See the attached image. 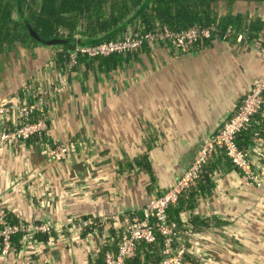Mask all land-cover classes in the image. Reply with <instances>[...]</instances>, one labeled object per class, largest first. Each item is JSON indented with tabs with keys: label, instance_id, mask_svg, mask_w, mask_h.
I'll list each match as a JSON object with an SVG mask.
<instances>
[{
	"label": "crops",
	"instance_id": "0c3cea01",
	"mask_svg": "<svg viewBox=\"0 0 264 264\" xmlns=\"http://www.w3.org/2000/svg\"><path fill=\"white\" fill-rule=\"evenodd\" d=\"M247 7L251 18L264 22V7ZM261 42H250L245 35L214 36L181 55L164 48L153 55L145 47L141 55L108 72L83 63L80 77L69 80L70 90L57 103L46 133L52 142L73 143L67 159L49 163L35 142L0 144L1 205L15 221L55 226L49 240L37 241L38 264H94L104 236L111 245L118 231L111 224L79 233L74 225L80 218L100 223L109 215H142L149 199L166 192L193 163L204 136L221 129L264 74ZM15 49L9 60L0 57V103L16 98L17 85L54 78L42 71L59 47L17 44ZM256 125L253 138L256 132L264 136V119L259 117ZM3 127L0 118V132ZM213 162L210 194H202L196 209L181 216L229 223L200 232L198 244L209 247L203 254L207 261L214 255L216 264H264L260 193L240 187L237 170L223 155ZM225 240L235 247L223 246ZM117 244L118 239L109 250L116 251ZM16 260L13 255L6 261L0 252V264Z\"/></svg>",
	"mask_w": 264,
	"mask_h": 264
},
{
	"label": "built area",
	"instance_id": "2783aa9c",
	"mask_svg": "<svg viewBox=\"0 0 264 264\" xmlns=\"http://www.w3.org/2000/svg\"><path fill=\"white\" fill-rule=\"evenodd\" d=\"M216 32L217 28L214 25L174 31L157 24L151 31L143 33L128 30L114 40L95 45L77 46L69 50L68 60L60 73L71 76L76 72L80 75L83 57L97 59L114 54L135 56L141 55L145 47H148L153 55L162 48L171 49L176 55H181L213 39ZM60 34L67 35L62 30ZM259 53L264 59V47L259 49ZM64 80L67 82L64 77H58L54 86V96L64 95L67 86ZM48 92L40 93L36 82L26 83L21 94L18 93L15 99L0 103V118L4 124L0 132V144L21 146L37 138L35 144L44 150L45 159L49 163H58L71 155L73 143L52 142L46 138L52 115V111L49 112L50 106L48 107L46 102L50 101ZM259 117L264 119V74L244 93L237 110L224 122L221 129L203 140L193 163L178 175L176 182L162 195L149 199L142 215L131 214L125 217L109 215L103 217L100 223H95L92 219L81 220L80 218L73 228L80 233L81 230L85 231L93 225L97 230L104 226L111 228V224L115 226L114 228L118 231L117 249L107 251L102 264H127L135 258L140 243L153 244L158 236L164 239L163 260L160 264H190L188 261L190 255L197 257L199 262L202 261L196 254L197 248H195V245L202 241L201 233H195L188 225H185L186 230L181 234L177 223L169 219L168 209L177 205L185 192L196 185L202 169L209 161L218 155H223L237 170L240 187L259 191L258 206L264 218V136L256 132L253 144L248 149L240 148L237 143L238 137L250 130ZM9 213L10 211L0 203L1 255L6 261L14 255L17 259L16 264H38L35 249L38 243L36 237L48 235L51 238L55 226L34 221L11 223L8 219ZM224 231L231 234L227 228ZM18 235H22L19 251L14 244V239ZM186 241L190 247L185 244ZM106 245L110 244L108 238L104 236L100 249Z\"/></svg>",
	"mask_w": 264,
	"mask_h": 264
},
{
	"label": "trees",
	"instance_id": "16d2710c",
	"mask_svg": "<svg viewBox=\"0 0 264 264\" xmlns=\"http://www.w3.org/2000/svg\"><path fill=\"white\" fill-rule=\"evenodd\" d=\"M251 4L262 9L264 0H0V57L9 60L10 56L15 54L17 44L47 46L45 42L61 39L65 44L56 46L59 51L53 61L57 67H63L68 60L67 52L77 46L114 40L131 28L135 32L151 31L157 24L174 31L214 25L217 28L216 36L220 38L245 35L250 42L261 38V47H264V22L260 18L253 19L249 16L251 14L247 6ZM224 9H227L226 13L222 12ZM30 29L39 35L41 41L31 36ZM61 30H65L67 35H61ZM76 33L85 40L77 38ZM130 57L131 55L119 54L97 59L83 57L81 62L86 67L96 64L99 69L108 72L117 70ZM16 88L18 92L23 90V86L17 85ZM256 127L255 123L250 130L238 137L240 148L248 149L252 145ZM36 141L37 138L32 139L28 144ZM225 159L228 161L226 157ZM138 166H142V163H138ZM143 166L151 172L148 164L144 163ZM215 167L213 160L209 161L202 169L196 185L185 192L177 205L168 209L169 219L177 223L181 234L186 230L185 225L195 233H211L215 228L229 225L225 220L221 221L216 217L201 219L198 216H190L186 220L181 216L186 210L191 212L196 209L202 194H210V174ZM8 219L11 223L18 222L12 218L11 213ZM48 238V235H37L36 240L47 241ZM117 239L115 238L111 245L100 249L99 259L94 264L103 263L102 257L109 249H114ZM182 239L181 235L180 240ZM21 241L22 235L14 239L18 251ZM185 244L190 247L187 241ZM163 245L162 236H158L153 244L140 243L135 258L127 264H160L163 260ZM188 261L191 264H200L193 255L188 257Z\"/></svg>",
	"mask_w": 264,
	"mask_h": 264
},
{
	"label": "rangeland",
	"instance_id": "374dc122",
	"mask_svg": "<svg viewBox=\"0 0 264 264\" xmlns=\"http://www.w3.org/2000/svg\"><path fill=\"white\" fill-rule=\"evenodd\" d=\"M129 30H133V29L131 28ZM83 40H85V39H83ZM53 58L51 59V61L46 62V65L43 68L42 73L44 75H47V74H49L51 72L48 76H54V78L48 77L49 80L45 84L44 83L41 84L39 82H36L37 89L40 91V93H41V91L42 92H48L49 91L48 92L49 93L48 100H50V101H46V102L48 104V107L50 106L49 112L52 111V114L55 112L56 105L61 100L60 98L63 97V96H56V95L54 96V94H53V92H54V86L57 83L58 77L59 78L64 77V79H67V82H66V80H64L66 82V84H67L66 91L63 93L64 96L70 90L69 80L71 78H74L75 79L76 77H78V78L80 77L76 72H74L71 76L64 75V74L60 73L62 71V68L56 66V63L53 61ZM43 77L44 76L42 75V78ZM42 78L39 79L41 82H43L42 81ZM25 86L26 85H24V87ZM46 140H48V139H46ZM234 225L237 227V229H238L239 232L241 231L242 233H244L243 232L244 231V228L243 227H241V226L239 227L237 223L234 224ZM227 234H228V231H227ZM240 236H241V238H243V235H240ZM199 244H196L195 245V248H197L196 249L197 250L196 254L199 257H201V259H202V261H200L199 263L203 262L205 264H216L217 258L214 255L210 256L211 257V260L210 261H207L206 258L203 257V254H205V251H208V248L209 247L207 245H199ZM222 245L225 246V247H229V248L232 247L233 248V247H235L236 243H234V242L232 243L229 240H225V241H223ZM196 261H197V259H196ZM196 264H198V263H196Z\"/></svg>",
	"mask_w": 264,
	"mask_h": 264
},
{
	"label": "water",
	"instance_id": "95a60500",
	"mask_svg": "<svg viewBox=\"0 0 264 264\" xmlns=\"http://www.w3.org/2000/svg\"><path fill=\"white\" fill-rule=\"evenodd\" d=\"M30 34L37 41H41V38L39 37V35L33 29H30ZM45 43L47 44V46H57V45H60V44H65V41L64 40H61V39H53V40H50V41L45 42ZM209 135L210 134H206L204 136V139L208 138ZM200 145H202V144H200ZM177 177H178V175H176V179H177ZM140 214H142V213H140Z\"/></svg>",
	"mask_w": 264,
	"mask_h": 264
}]
</instances>
